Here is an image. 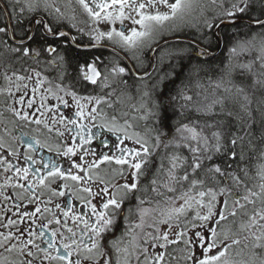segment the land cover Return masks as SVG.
<instances>
[{
  "label": "snow or ice",
  "instance_id": "1",
  "mask_svg": "<svg viewBox=\"0 0 264 264\" xmlns=\"http://www.w3.org/2000/svg\"><path fill=\"white\" fill-rule=\"evenodd\" d=\"M0 80V264H264V0H6Z\"/></svg>",
  "mask_w": 264,
  "mask_h": 264
},
{
  "label": "flooded vegetation",
  "instance_id": "2",
  "mask_svg": "<svg viewBox=\"0 0 264 264\" xmlns=\"http://www.w3.org/2000/svg\"><path fill=\"white\" fill-rule=\"evenodd\" d=\"M5 5H6V0H0V12L3 11V8H4ZM63 27H64V30L67 31V32L69 33V37H71V36H73V35H76V36H77V43H80V44L87 43V37H86V36L83 37V38H80L79 35L77 34V32H76L75 29H72V28L67 27L66 24H65ZM189 38H192L191 35H187V36H184V37H183V39H188V40H190ZM169 39H172V37H169ZM49 40H51V38H49ZM57 43H60V44H61V47H60L59 51L61 52L62 55H63V53H64V49H65L67 46H71L72 48H74V49H76V50H78V51H89V52L97 53V54H94V55H100V52L97 51V50H95V49L77 48V47L71 42L70 39L65 40L64 38H61V40H58ZM215 47H217V46H213V45H212V46H211V48H213L212 50H215V49H216ZM209 50H211V49H209ZM212 50H211V51H212ZM94 55H93V56H94ZM103 55H104V56H107V55H108V52H104ZM147 55H150V53L147 54ZM147 55L145 56V64H146V65L148 64ZM90 59H91V58H90ZM153 59H155V58H153ZM208 59H209V58H208ZM208 59H207V60H208ZM210 59H211V58H210ZM29 63L31 64V63H33V62H32V61H29ZM65 64H66V60H64V68H63V70L65 71V80H64V83H65V84H72V83H73V79H72V78H73L74 75H73V73H69V72L66 71V65H65ZM34 66L37 67V70H38V71H41L44 75L48 76L49 78H52V77L57 76L58 72L61 71V69L56 68V67H51V66H49V65L46 64V63H41V64L38 65V66H37V65H34ZM128 80H129V85L131 86V87L129 88V90H130V93H131V95H132V97H133V99H132L131 101H128V102H130V103L132 104V103H134V99H135V97H136V102L138 101V98H139L138 93H137L136 88H135V84H136L137 82L133 81L131 78H128ZM168 83H169V82H168ZM168 83H167V84H168ZM2 85H3V81L0 80V86H2ZM86 87H87V91H92V90H93V87H92L91 85H88V86H86ZM77 89H78L79 91H81V92H84V91H85L84 88H81V87H79V86H77ZM96 92H97L98 94H101V93H99V90H98V89L96 90ZM189 94H190V93H189ZM52 102L55 103V101H52ZM120 106H121V105H116V106H114L113 109L105 108V111H106L109 115H112V114L117 115V112H118V110L120 109V108H119ZM129 112H130V113H128V116H127V117L129 118V119H128L129 122L133 124V128L130 129V131H137V132H140L141 134H144L145 131H146V128L152 126V121H151V120H149V121H144V120H139V119H133V116H138L139 113H135V112H133L132 109H131ZM117 116H118V115H117ZM198 116H199V113H197V112H195V111H190V112L187 114V117H190L191 120H193V118H195L193 121L203 122L204 120H202V121H198V120H197V117H198ZM208 118L210 119V117H208ZM185 122H188V120H185ZM94 131H95V129H94ZM105 135L109 136L110 139L115 140V137H114V136H111V134L105 133ZM153 135H154V134H153ZM98 143H99V141H94V145H96V144H98ZM128 143L130 144L131 142L129 141ZM43 154H44L45 156L49 155V153H47L46 150L43 152Z\"/></svg>",
  "mask_w": 264,
  "mask_h": 264
},
{
  "label": "trees",
  "instance_id": "3",
  "mask_svg": "<svg viewBox=\"0 0 264 264\" xmlns=\"http://www.w3.org/2000/svg\"><path fill=\"white\" fill-rule=\"evenodd\" d=\"M189 39H191V38H189ZM223 44H224V50L219 55H217V56H215V57H213L211 59H208L207 60L208 64H212V65L218 64V63H220L222 60H224L228 56V48L231 46V36L230 35L225 37V40H224ZM212 45L216 46L215 43H213ZM181 46H183V45H181ZM210 49L212 50L213 48L210 47ZM94 54H97V53L89 52V51H78V50L72 48L71 46H67L64 49V53H63V56H64V58L66 60V64H65L66 65V71L69 72V73H73V75H74L75 66L78 63L83 62L84 59H90ZM236 59H237L238 62L243 63L247 59H250V57L245 54V55L238 56ZM182 63L186 64L187 62L183 61ZM241 79H242V77L239 75V73H237L236 76H235L236 82L239 83L241 81ZM179 84H180V78L177 77L174 80V83L173 82H169L167 84V89H173L174 90L175 86H177ZM128 91L130 92L129 89H128ZM187 118H188V120L189 119L191 120L190 117H187ZM205 118H208V117H205V116L201 115V116L197 117V120L202 121V120H205ZM194 119L195 118H193V120Z\"/></svg>",
  "mask_w": 264,
  "mask_h": 264
},
{
  "label": "rangeland",
  "instance_id": "4",
  "mask_svg": "<svg viewBox=\"0 0 264 264\" xmlns=\"http://www.w3.org/2000/svg\"><path fill=\"white\" fill-rule=\"evenodd\" d=\"M192 94V93H190ZM134 103H136V97L134 99ZM131 103L130 102H126V104L124 106H120L118 112H117V117L118 119L120 120V122H123L124 119H129L128 117H125L122 115L123 112H127V113H130L129 111L131 110V107L129 106ZM199 116H201V114L199 113ZM205 119H209V118H205ZM199 121V120H198ZM199 123H203V122H199ZM258 163V161L256 160H252L250 162V169L252 171V174L255 173V165Z\"/></svg>",
  "mask_w": 264,
  "mask_h": 264
},
{
  "label": "water",
  "instance_id": "5",
  "mask_svg": "<svg viewBox=\"0 0 264 264\" xmlns=\"http://www.w3.org/2000/svg\"><path fill=\"white\" fill-rule=\"evenodd\" d=\"M221 49H222V43L218 47V50L217 51H215V52H209V56H211V57L216 56L221 51Z\"/></svg>",
  "mask_w": 264,
  "mask_h": 264
},
{
  "label": "bare ground",
  "instance_id": "6",
  "mask_svg": "<svg viewBox=\"0 0 264 264\" xmlns=\"http://www.w3.org/2000/svg\"><path fill=\"white\" fill-rule=\"evenodd\" d=\"M223 50H224V48H223ZM213 51V50H212ZM219 55V54H218ZM227 55V54H226ZM190 120V119H189Z\"/></svg>",
  "mask_w": 264,
  "mask_h": 264
}]
</instances>
